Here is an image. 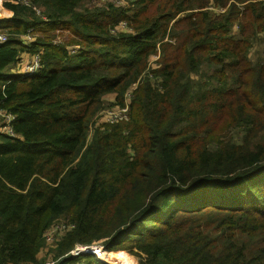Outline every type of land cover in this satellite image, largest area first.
Instances as JSON below:
<instances>
[{
  "label": "trees",
  "instance_id": "16d2710c",
  "mask_svg": "<svg viewBox=\"0 0 264 264\" xmlns=\"http://www.w3.org/2000/svg\"><path fill=\"white\" fill-rule=\"evenodd\" d=\"M85 1L3 0L0 108L17 120L0 134V264L49 258L44 234L63 216L75 227L57 264H106L70 255L97 242L143 264H264V53L251 58L264 0ZM34 53L41 70L15 75ZM134 85L128 120L91 131Z\"/></svg>",
  "mask_w": 264,
  "mask_h": 264
},
{
  "label": "built area",
  "instance_id": "2783aa9c",
  "mask_svg": "<svg viewBox=\"0 0 264 264\" xmlns=\"http://www.w3.org/2000/svg\"><path fill=\"white\" fill-rule=\"evenodd\" d=\"M102 4H112L117 7H122L125 10H129L131 7L128 6V3L126 0H100ZM37 10V9H35ZM38 13L39 10H37ZM130 30V27L128 26L127 22L123 21L120 22L113 30V33L116 32H123ZM9 39V36L7 33L0 31V44L6 43ZM24 41L27 43L33 42L34 38L32 35H28L23 37ZM56 43H60L57 41ZM42 67V54L41 53H34V54H23L22 58L19 60L15 68L13 69V73L15 75L21 76V77H27V76H33L35 75L39 70H41ZM137 85H134L133 88L126 94L125 97V105L124 106H118L115 109L108 110L104 114L105 122L109 124L118 123L121 121H127L128 120V111H129V104L130 99L132 97V91L136 88ZM17 120V116L9 111H6L2 108H0V134L7 135L10 137H15V129L14 125ZM75 227L74 223H71L69 221L67 222H58L53 224L44 234V241L46 245L53 243L58 235H64L66 232L70 231ZM79 246H76L75 249H73L70 252V255L72 257H77L81 254H89L98 256V252H101L104 250L102 247H96V246H86L83 247L84 249L78 248ZM49 251V250H48ZM99 257V256H98ZM58 262L49 256V258L46 259L44 264H57Z\"/></svg>",
  "mask_w": 264,
  "mask_h": 264
},
{
  "label": "rangeland",
  "instance_id": "374dc122",
  "mask_svg": "<svg viewBox=\"0 0 264 264\" xmlns=\"http://www.w3.org/2000/svg\"><path fill=\"white\" fill-rule=\"evenodd\" d=\"M127 3H128V6H130V12L132 13V9L135 7V5L133 4L134 0H126ZM101 3L100 0H86L84 5H83V8L81 11L84 10V8H94L95 7V3ZM102 4V3H101ZM105 6H110L112 4H103ZM116 8H122V7H117L115 6ZM6 8L3 6V0H0V19H5L7 20L5 17H6V14L4 11ZM124 9V8H123ZM212 10H214L215 12H220V10L218 8H212ZM129 12V13H130ZM10 19V18H9ZM239 28L235 25L234 28H233V31H234V34L237 35L238 33V30ZM0 31H3L5 33H9V30L5 27H1L0 28ZM129 30L127 31H123V32H128ZM60 35V38L62 40V42L64 40H66L69 36V33L68 32H61L59 33ZM61 40H59V42H61ZM263 53H264V34H261L259 37H258V40L256 41L252 51H251V58L253 60H257V59H260V58H263ZM158 56H153L152 59H151V65L154 63V61H156L155 59H157ZM210 75V71L209 70H203L201 73L197 74V75H193L192 79L196 82H199V81H202V76H208ZM104 107L103 108H107V107H111V108H108V109H105L103 112L101 110V112L99 113V116L95 117V121L93 123V125L91 126V131H93L95 129L96 126H99V125H103L104 122H105V118H104V114L108 111V110H112V109H115L117 108L118 106H114V104L116 103V98L114 97H111V96H108L105 98V101H104ZM113 106V107H112ZM231 135L233 136L234 140L236 141H241V138H242V135H243V130H241L240 128H235L233 129V131L231 132ZM72 222V219L68 218L67 216H63L61 217V219H59L57 222ZM63 237V235H58L57 236V239L51 243V244H48L46 245L44 243V246L46 248H48L49 252H50V255L51 256H55L57 254V250H58V242L61 240V238ZM87 246H96V247H102L104 248L100 242H97L93 245H87ZM83 247L86 248V246H79L78 248H81V249H84ZM75 249V248H74ZM105 251V250H104ZM103 252V251H101ZM105 256L106 258L101 257L100 254L101 253H97L98 256H94V255H90V256H93L94 258L96 259H99V260H102L104 261L106 264H143L142 263V260H143V257H144V254L141 252V251H138L136 249H133V252L130 253L128 251H112V252H108V251H105ZM135 252H138L139 256L135 255ZM104 253V252H103ZM89 256V254H81L79 256ZM53 258V257H51ZM60 258V257H59ZM55 259V258H54ZM59 260H62V259H59ZM58 260V261H59ZM78 264H86V262L84 261H81L80 263Z\"/></svg>",
  "mask_w": 264,
  "mask_h": 264
},
{
  "label": "crops",
  "instance_id": "0c3cea01",
  "mask_svg": "<svg viewBox=\"0 0 264 264\" xmlns=\"http://www.w3.org/2000/svg\"><path fill=\"white\" fill-rule=\"evenodd\" d=\"M4 11H6L5 12V14H6V17L5 18L6 19H9V18L12 17V15H13V12L12 11H10L9 9H5ZM111 97L114 98V96H111ZM38 259L40 261V264H43L44 263V260L46 259L45 252H44V248H41L40 254L38 256Z\"/></svg>",
  "mask_w": 264,
  "mask_h": 264
},
{
  "label": "bare ground",
  "instance_id": "6f19581e",
  "mask_svg": "<svg viewBox=\"0 0 264 264\" xmlns=\"http://www.w3.org/2000/svg\"><path fill=\"white\" fill-rule=\"evenodd\" d=\"M84 250H85V248H84ZM103 252H104V250H103ZM103 252H99V253H101L100 256H101V257L104 256V258H106L105 256H107V255H105V252H104V253H103ZM107 257H108V256H107Z\"/></svg>",
  "mask_w": 264,
  "mask_h": 264
}]
</instances>
